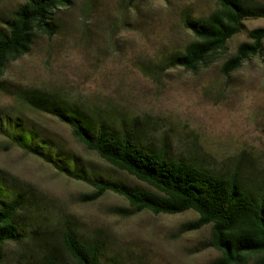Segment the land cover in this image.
<instances>
[{"label": "rangeland", "instance_id": "rangeland-1", "mask_svg": "<svg viewBox=\"0 0 264 264\" xmlns=\"http://www.w3.org/2000/svg\"><path fill=\"white\" fill-rule=\"evenodd\" d=\"M243 1L264 6V0ZM24 2L0 0V22ZM217 7L218 0H73L55 10L48 31L36 29L30 52L9 60L0 81L60 92L93 110L124 115L138 123L143 143L164 148L170 158L218 174L239 172L246 187L264 192V45L239 69L222 72L223 63L250 40L249 32L264 27V18L245 21L225 50L194 71L159 69L165 57L194 40L184 20ZM14 103L0 93V107ZM25 114L90 170L141 184L88 150L57 117ZM6 147L0 135V170L32 197L21 220L26 236L2 246L0 264H43L53 257L57 264H76L63 242L65 230L99 240L109 264H211L221 255L209 246L211 226L179 232L196 212L122 216L117 209L130 208L124 196L108 192L83 202L81 196L94 190L90 184L17 146Z\"/></svg>", "mask_w": 264, "mask_h": 264}, {"label": "trees", "instance_id": "trees-1", "mask_svg": "<svg viewBox=\"0 0 264 264\" xmlns=\"http://www.w3.org/2000/svg\"><path fill=\"white\" fill-rule=\"evenodd\" d=\"M72 1L25 0L11 16L0 22V76L9 60L30 52L36 29L48 31L55 10ZM259 18H264L263 5L243 0H218V7L209 15L184 20L194 40L182 52L165 57L159 69L196 70L213 54L225 50L228 41L244 30L245 21ZM249 39L223 63L225 75L262 53L264 27L251 30ZM0 93L15 102L0 107V135L7 140L6 148L17 146L71 178L90 184L94 190L82 195L81 201L94 202L108 192L119 194L130 205V208L116 211L125 217L144 210L154 214H180L192 210L198 217L182 224L179 232L211 226L209 246L221 253L211 264H264V192L246 187L239 172L218 174L172 159L164 148H154L141 141L137 122L127 120L124 115L103 113L98 107L93 110L60 92L14 87L0 81ZM26 110L57 117L70 126L73 136L88 150L142 185L107 178L90 170L30 122ZM29 197H32L30 189L26 190L0 170V260L6 242L19 241L26 236L21 220L31 202ZM63 242L76 264H109L103 260L99 240L87 241L72 230H65ZM56 261L54 257L48 258L43 264H57Z\"/></svg>", "mask_w": 264, "mask_h": 264}]
</instances>
